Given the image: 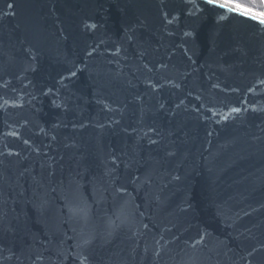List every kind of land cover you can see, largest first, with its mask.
<instances>
[{"label": "water", "instance_id": "obj_1", "mask_svg": "<svg viewBox=\"0 0 264 264\" xmlns=\"http://www.w3.org/2000/svg\"><path fill=\"white\" fill-rule=\"evenodd\" d=\"M0 264H264V25L0 0Z\"/></svg>", "mask_w": 264, "mask_h": 264}, {"label": "snow or ice", "instance_id": "obj_2", "mask_svg": "<svg viewBox=\"0 0 264 264\" xmlns=\"http://www.w3.org/2000/svg\"><path fill=\"white\" fill-rule=\"evenodd\" d=\"M205 3L211 5L213 8L225 9L228 12L236 13L264 25V0H261L262 7L260 10L234 2V0H205ZM233 111H239V109H233Z\"/></svg>", "mask_w": 264, "mask_h": 264}, {"label": "rangeland", "instance_id": "obj_3", "mask_svg": "<svg viewBox=\"0 0 264 264\" xmlns=\"http://www.w3.org/2000/svg\"><path fill=\"white\" fill-rule=\"evenodd\" d=\"M256 1H258V0H234V2L242 3V4L248 5V6L253 7V8H254V5H252V4L255 3ZM255 9H256V7H255ZM256 10H260V9H256Z\"/></svg>", "mask_w": 264, "mask_h": 264}, {"label": "trees", "instance_id": "obj_4", "mask_svg": "<svg viewBox=\"0 0 264 264\" xmlns=\"http://www.w3.org/2000/svg\"><path fill=\"white\" fill-rule=\"evenodd\" d=\"M255 4H256V3H255ZM255 4H254V3L252 4V5H254V9H255V7H256V9H261V7H262L261 5H259V4H256V5H255Z\"/></svg>", "mask_w": 264, "mask_h": 264}, {"label": "flooded vegetation", "instance_id": "obj_5", "mask_svg": "<svg viewBox=\"0 0 264 264\" xmlns=\"http://www.w3.org/2000/svg\"><path fill=\"white\" fill-rule=\"evenodd\" d=\"M255 3L261 5V0H258V1H256ZM255 3H254V4H255Z\"/></svg>", "mask_w": 264, "mask_h": 264}]
</instances>
